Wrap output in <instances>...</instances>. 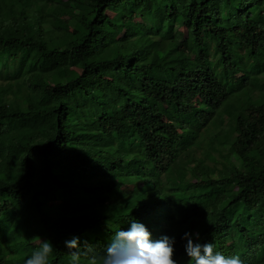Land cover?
Returning a JSON list of instances; mask_svg holds the SVG:
<instances>
[{
  "label": "trees",
  "instance_id": "obj_1",
  "mask_svg": "<svg viewBox=\"0 0 264 264\" xmlns=\"http://www.w3.org/2000/svg\"><path fill=\"white\" fill-rule=\"evenodd\" d=\"M35 242L44 264H264V0H0V264Z\"/></svg>",
  "mask_w": 264,
  "mask_h": 264
},
{
  "label": "rangeland",
  "instance_id": "obj_2",
  "mask_svg": "<svg viewBox=\"0 0 264 264\" xmlns=\"http://www.w3.org/2000/svg\"><path fill=\"white\" fill-rule=\"evenodd\" d=\"M17 13H19V8L16 7ZM63 19L65 20L66 17L63 15ZM184 35L183 31L181 29H178L175 32V41L178 44H182L184 41ZM241 75H236L235 77L231 78L230 81L233 83H236L240 80ZM257 86L254 87L252 90L250 88V91L247 90L246 88H242L236 92H231L230 96L228 98V103L232 104L236 108H240V106L244 105L246 101L248 100L247 97L252 96L254 92L257 90ZM231 107V106H230ZM234 112V110L232 111ZM231 110L229 108L221 109L219 110L216 114L215 117L218 118V121L215 122L214 119L211 120L200 132L198 139H196V142H198V145L193 148V156L194 157H201L203 154V145H204V140L206 137L204 136H209L211 134V131L222 127V136L225 138L226 136L229 135V128H230V121L229 117L232 114ZM228 119V120H227ZM221 121V122H220ZM230 136V135H229ZM208 137V138H209ZM221 137V139L223 138ZM120 142H125L127 140L126 137H123L119 135L118 137ZM231 148L230 147H222L221 148V153L226 154L227 152H230ZM213 157L216 159V161H210V160H205L204 163L210 167H216L218 171H222L221 167L219 166V157L217 153L213 152L212 153ZM111 173V172H110ZM141 188V185L138 184H129L127 186L122 187V195H128L136 190H139ZM12 215L11 212L8 213L7 218ZM259 222V220H256ZM7 224V223H6ZM5 224V225H6ZM37 242L31 243L28 245H24L21 247V250H18L16 255H12L6 258L7 262L6 264H44L46 261H48L51 258V254H34L31 252L34 250L33 248L37 246ZM228 246H232L235 250L240 251V243H238L236 240L233 241V243H229Z\"/></svg>",
  "mask_w": 264,
  "mask_h": 264
}]
</instances>
